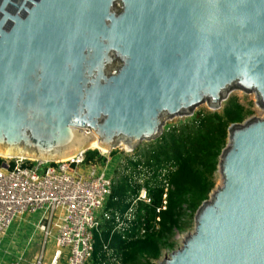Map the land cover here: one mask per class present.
I'll use <instances>...</instances> for the list:
<instances>
[{"label": "water", "instance_id": "1", "mask_svg": "<svg viewBox=\"0 0 264 264\" xmlns=\"http://www.w3.org/2000/svg\"><path fill=\"white\" fill-rule=\"evenodd\" d=\"M18 1L0 0V156L133 152L232 90L264 112V0ZM227 133L220 185L159 264H264V117Z\"/></svg>", "mask_w": 264, "mask_h": 264}, {"label": "built area", "instance_id": "2", "mask_svg": "<svg viewBox=\"0 0 264 264\" xmlns=\"http://www.w3.org/2000/svg\"><path fill=\"white\" fill-rule=\"evenodd\" d=\"M0 159V241L15 219L39 214L36 231L42 243L30 264H94L95 234L103 222L109 223L111 235L128 241L143 239L158 229L159 217L148 222L140 208L152 201L141 168L137 171L144 176L135 177L140 185L137 194L126 210L117 212L105 209L114 185L111 160L103 165L86 164L84 154L62 161ZM160 173L164 194L156 214L165 209L168 188L165 170ZM49 243L52 251L46 261ZM102 253V264H121L109 242L102 245Z\"/></svg>", "mask_w": 264, "mask_h": 264}, {"label": "trees", "instance_id": "3", "mask_svg": "<svg viewBox=\"0 0 264 264\" xmlns=\"http://www.w3.org/2000/svg\"><path fill=\"white\" fill-rule=\"evenodd\" d=\"M249 113L235 98L229 99L221 113H197L190 122L162 134L142 159H128L122 176L114 182L105 209L126 210L130 198L140 188L136 175L145 174L143 185L152 201L150 205L140 204V208L148 222L159 217L158 229L143 239L128 241L117 234L111 235L109 223L103 222L99 233L95 234L94 264H102V245L107 242L121 264H155L164 249L173 251V236L187 230L197 209L214 189L213 177L221 151L227 144L228 127L242 123ZM84 161L94 165L106 162L98 150L85 152ZM1 162L0 159V165ZM138 168L143 169L144 174L138 172ZM161 170H165L168 188L165 209L156 214V209L162 207L164 194L159 177Z\"/></svg>", "mask_w": 264, "mask_h": 264}, {"label": "rangeland", "instance_id": "4", "mask_svg": "<svg viewBox=\"0 0 264 264\" xmlns=\"http://www.w3.org/2000/svg\"><path fill=\"white\" fill-rule=\"evenodd\" d=\"M232 98H235L238 101V103L244 107L245 110L250 112L244 121H246L250 118H262V117H264V112H263V110H261L256 105L255 96L253 94H246V93H243L239 90H232L229 92L227 99L222 102L220 108L216 111L211 110L207 106V104H202L193 110L192 116H182V117L178 116V117H174L171 119H165L162 134H165L166 132H168L169 130H171L174 127H179L181 125H184V124L190 122L192 117L195 116V114H197V113H200V112H203V113H209V112L221 113L223 107L225 106V103L227 102V100L232 99ZM157 140H154L151 142H142L135 148V150L133 152L127 151L125 149V147L122 145L115 148L110 153H104V152L99 151L101 156H103L105 158V160H111L110 166H109V171L112 170L110 174L113 177L114 182L115 181L117 182L118 181L117 179H119L122 176V174L124 172L122 168H123V166H125L128 159L129 160H131V159L133 160V159H137V158L142 159L144 156V153L147 152L151 147H153ZM213 182H214V189L220 185V178H219V174L217 172L215 173V175L213 177ZM37 215H39V214H37ZM193 227H194V223L190 224L186 231L175 233V235L173 236V239H172V243L174 244V250L178 249L181 246V243L183 241L184 236L191 233L193 230ZM31 232H29L28 235H30ZM41 243H42L41 237H39L38 234H36L35 239L32 243L33 245H30L33 248V250L30 253H34V254L38 255L40 252ZM21 247L22 246H18V245H14V244L13 245L7 244V246H6L4 244V242L1 241L0 264L13 263L11 261V258H12V256H16L18 254V252L21 250ZM51 251H52V244L49 243L46 246V254H45L46 261L50 260ZM171 252L172 251H168V250L164 249L160 259L158 261H155V264H159V262H161V260L164 257L168 256Z\"/></svg>", "mask_w": 264, "mask_h": 264}, {"label": "crops", "instance_id": "5", "mask_svg": "<svg viewBox=\"0 0 264 264\" xmlns=\"http://www.w3.org/2000/svg\"><path fill=\"white\" fill-rule=\"evenodd\" d=\"M38 218L39 216L37 214H26L15 219L6 234L1 239L6 246L7 244L22 246L18 254L16 256H12L11 261L13 263L9 264H14L16 262H18V264H30L37 256L34 253H30L33 250L30 245H33L32 243L37 234L36 224L38 222ZM29 232H31L30 235H28Z\"/></svg>", "mask_w": 264, "mask_h": 264}, {"label": "bare ground", "instance_id": "6", "mask_svg": "<svg viewBox=\"0 0 264 264\" xmlns=\"http://www.w3.org/2000/svg\"><path fill=\"white\" fill-rule=\"evenodd\" d=\"M120 145L124 146L125 149H126L127 151H129V149H128V145H127V144H125V143L122 142ZM120 145H119V146H120ZM89 148H90V149H97V150H99L100 152L108 153V150H107V149H105V148L99 146L97 138L94 139L93 143L90 145ZM0 157H1V158H14L13 156H6V155H1ZM28 159H30V158H28ZM31 160H33V159H31ZM62 160H67V159H62Z\"/></svg>", "mask_w": 264, "mask_h": 264}, {"label": "flooded vegetation", "instance_id": "7", "mask_svg": "<svg viewBox=\"0 0 264 264\" xmlns=\"http://www.w3.org/2000/svg\"><path fill=\"white\" fill-rule=\"evenodd\" d=\"M20 3H21V0H19L18 2H17V4L18 5H20ZM2 16V14H0V17Z\"/></svg>", "mask_w": 264, "mask_h": 264}]
</instances>
